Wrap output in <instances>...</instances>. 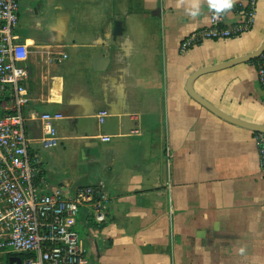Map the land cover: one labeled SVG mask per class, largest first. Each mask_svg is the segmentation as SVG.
<instances>
[{"label":"crops","instance_id":"0c3cea01","mask_svg":"<svg viewBox=\"0 0 264 264\" xmlns=\"http://www.w3.org/2000/svg\"><path fill=\"white\" fill-rule=\"evenodd\" d=\"M243 0H21L15 30L29 48L26 113L40 193L96 190L75 230L83 264H264V172L257 132L264 90L257 60L264 0L254 29L181 52L215 15L241 20ZM115 22L123 35L114 38ZM66 54L68 59H55ZM53 55V56H52ZM108 58L106 71L94 60ZM232 62H236L233 64ZM109 116L99 122L102 111ZM61 113L46 123L35 114ZM111 137L103 142L102 137ZM59 146L44 149L43 138ZM171 152V167L166 158Z\"/></svg>","mask_w":264,"mask_h":264},{"label":"built area","instance_id":"2783aa9c","mask_svg":"<svg viewBox=\"0 0 264 264\" xmlns=\"http://www.w3.org/2000/svg\"><path fill=\"white\" fill-rule=\"evenodd\" d=\"M241 20L225 25L215 15L208 28L188 36L181 44V52L197 47L207 40L240 37L254 29L258 16V0H243ZM21 0H0V258L7 255H28L23 264H83L86 255L82 240L75 230L80 208L90 204L94 218L106 220L105 204L95 201L92 187L66 194L56 189L40 193L36 181L40 162L31 155L32 140L27 134L30 118L26 113L31 99L25 86L30 51L18 42L15 30L19 22ZM53 56V55H52ZM68 59L57 57L59 63ZM258 80L264 90V52L257 60ZM109 116L102 111L99 122ZM35 119L51 123L63 119L61 113L35 114ZM260 167L264 172V134L257 133ZM103 142L111 137L104 136ZM44 149H54L59 141L43 138ZM171 167V152L166 151ZM0 259V264H4Z\"/></svg>","mask_w":264,"mask_h":264},{"label":"water","instance_id":"95a60500","mask_svg":"<svg viewBox=\"0 0 264 264\" xmlns=\"http://www.w3.org/2000/svg\"><path fill=\"white\" fill-rule=\"evenodd\" d=\"M123 26H122V22H115L114 25V38H118L120 36L123 35ZM264 52V43L262 45V47L260 48V50L254 54L253 56L248 57L246 60H255L258 59ZM233 64H235L236 62H232ZM110 64V59L108 58H97L94 60V70L97 72H104L107 70L108 66ZM228 66H232V64H228V65H224V66H220V67H216V68H208V69H203L199 72H197L196 74H194L190 80V84H189V92L191 94V96H193V98L195 100H197L200 104H202L203 106H205L206 108H208L209 110H211L212 112H214L215 114L223 117L224 119H227L235 124H238L240 126H243L245 128H249L250 130L257 132V133H261L264 134V126H253V125H249V124H245L242 122H238L236 120H232L231 118H228L227 116L221 114L220 112H218V110H216L214 107H212L209 103H207L205 100H203L202 98H200L199 96H197L193 89H192V84L193 82L200 77L201 75L211 72V71H215V70H219V69H223L226 68ZM9 264H23V259L19 256H14L10 258Z\"/></svg>","mask_w":264,"mask_h":264},{"label":"trees","instance_id":"16d2710c","mask_svg":"<svg viewBox=\"0 0 264 264\" xmlns=\"http://www.w3.org/2000/svg\"><path fill=\"white\" fill-rule=\"evenodd\" d=\"M15 255H7L4 259H3V263L4 264H9L10 258L14 257ZM19 257H21L23 260H25L26 258H28V255H18Z\"/></svg>","mask_w":264,"mask_h":264},{"label":"rangeland","instance_id":"374dc122","mask_svg":"<svg viewBox=\"0 0 264 264\" xmlns=\"http://www.w3.org/2000/svg\"><path fill=\"white\" fill-rule=\"evenodd\" d=\"M6 256H3V259L5 258ZM0 259H2V258H0ZM3 259H2V261H3Z\"/></svg>","mask_w":264,"mask_h":264}]
</instances>
